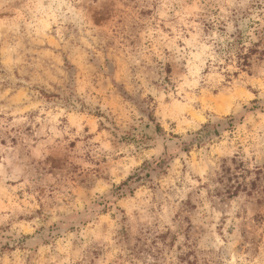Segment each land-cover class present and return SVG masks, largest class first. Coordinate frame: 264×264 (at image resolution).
<instances>
[{
  "label": "rangeland",
  "instance_id": "1",
  "mask_svg": "<svg viewBox=\"0 0 264 264\" xmlns=\"http://www.w3.org/2000/svg\"><path fill=\"white\" fill-rule=\"evenodd\" d=\"M0 264H264V0H0Z\"/></svg>",
  "mask_w": 264,
  "mask_h": 264
},
{
  "label": "trees",
  "instance_id": "2",
  "mask_svg": "<svg viewBox=\"0 0 264 264\" xmlns=\"http://www.w3.org/2000/svg\"><path fill=\"white\" fill-rule=\"evenodd\" d=\"M208 28L213 27L211 24H208L207 29ZM229 37H231V41H227L226 43L214 41L213 54L216 55V59L212 63L218 68L233 63L239 70H243L249 66L252 55L258 51L256 47L259 45V42H254L249 46L244 45L241 43V40H239L240 32L231 34ZM236 73V71L230 72L225 70L223 74L226 80L229 81L231 76L236 75Z\"/></svg>",
  "mask_w": 264,
  "mask_h": 264
}]
</instances>
